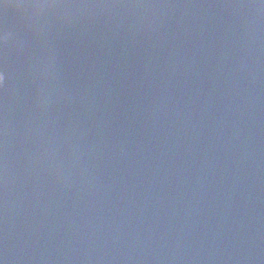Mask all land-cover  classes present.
<instances>
[{
	"label": "water",
	"instance_id": "1",
	"mask_svg": "<svg viewBox=\"0 0 264 264\" xmlns=\"http://www.w3.org/2000/svg\"><path fill=\"white\" fill-rule=\"evenodd\" d=\"M0 71L3 264H264L262 0H4Z\"/></svg>",
	"mask_w": 264,
	"mask_h": 264
},
{
	"label": "clouds",
	"instance_id": "2",
	"mask_svg": "<svg viewBox=\"0 0 264 264\" xmlns=\"http://www.w3.org/2000/svg\"><path fill=\"white\" fill-rule=\"evenodd\" d=\"M262 2H264V0H262ZM54 6H55L54 4H47V3H39V4L33 5V7L38 8V9H42L45 7H54ZM4 81H5V74L4 72L0 71V85H3Z\"/></svg>",
	"mask_w": 264,
	"mask_h": 264
},
{
	"label": "snow or ice",
	"instance_id": "3",
	"mask_svg": "<svg viewBox=\"0 0 264 264\" xmlns=\"http://www.w3.org/2000/svg\"><path fill=\"white\" fill-rule=\"evenodd\" d=\"M4 2V0H0V4H2ZM0 264H3V261L0 260Z\"/></svg>",
	"mask_w": 264,
	"mask_h": 264
}]
</instances>
